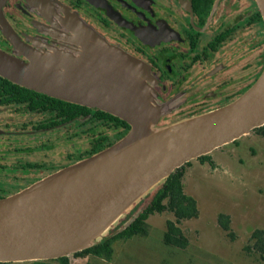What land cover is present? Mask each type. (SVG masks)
Wrapping results in <instances>:
<instances>
[{
	"label": "water",
	"instance_id": "95a60500",
	"mask_svg": "<svg viewBox=\"0 0 264 264\" xmlns=\"http://www.w3.org/2000/svg\"><path fill=\"white\" fill-rule=\"evenodd\" d=\"M255 1L264 23V0ZM62 22L79 41L80 60L72 51L42 53L17 44L27 61L0 50V76L108 112L129 129L92 155L0 198V262L55 259L97 244L109 229L120 224L117 233L130 225L176 168L264 125V69L231 102L168 120L173 102L158 98L147 63L71 13Z\"/></svg>",
	"mask_w": 264,
	"mask_h": 264
},
{
	"label": "flooded vegetation",
	"instance_id": "af4514ba",
	"mask_svg": "<svg viewBox=\"0 0 264 264\" xmlns=\"http://www.w3.org/2000/svg\"><path fill=\"white\" fill-rule=\"evenodd\" d=\"M66 12L149 65L158 98L173 102L168 120L231 102L264 69L255 0H0V50L27 61L20 44L80 60ZM111 115L0 76V198L122 137L126 125Z\"/></svg>",
	"mask_w": 264,
	"mask_h": 264
},
{
	"label": "rangeland",
	"instance_id": "374dc122",
	"mask_svg": "<svg viewBox=\"0 0 264 264\" xmlns=\"http://www.w3.org/2000/svg\"><path fill=\"white\" fill-rule=\"evenodd\" d=\"M183 172L184 191L198 206L196 217L179 224L186 247L163 243L166 221L173 215L155 212L147 219V234L114 241L110 258L70 254V264H264L243 250L250 233L264 229V136L252 130L214 149L203 162L192 159ZM220 214L228 217L229 231L220 226Z\"/></svg>",
	"mask_w": 264,
	"mask_h": 264
},
{
	"label": "trees",
	"instance_id": "16d2710c",
	"mask_svg": "<svg viewBox=\"0 0 264 264\" xmlns=\"http://www.w3.org/2000/svg\"><path fill=\"white\" fill-rule=\"evenodd\" d=\"M112 120L121 121L126 125L128 131L129 124L124 120L111 115ZM254 132L264 136V125L254 128ZM122 135V136H123ZM208 158V154L202 155L197 159L201 162ZM186 162L179 168H176L164 181L162 186L157 190L150 203L140 212V214L123 230L113 233L112 235L102 239L95 245L86 249L73 253L75 256H97L102 258H110L112 253V243L118 239H128L136 235H146L148 231L147 219L149 215L155 212H170L173 219L166 221V227L162 236L165 245L177 248H184L188 244V239L179 224L186 219L196 217L198 215V206L196 199L187 194L183 188V167ZM219 224L224 231H229V220L224 214H220L218 218ZM243 250L249 255H256V258L264 262V229L253 230L243 246ZM0 264H70L68 256L58 257L48 260H36L26 262H0ZM89 264V263H87Z\"/></svg>",
	"mask_w": 264,
	"mask_h": 264
}]
</instances>
